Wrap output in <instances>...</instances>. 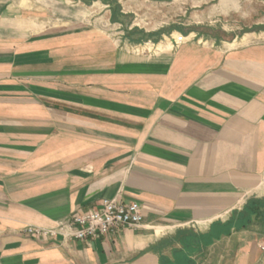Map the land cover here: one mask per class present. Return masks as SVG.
<instances>
[{
	"label": "crops",
	"instance_id": "1",
	"mask_svg": "<svg viewBox=\"0 0 264 264\" xmlns=\"http://www.w3.org/2000/svg\"><path fill=\"white\" fill-rule=\"evenodd\" d=\"M35 4L0 0V264H264V41L132 48ZM106 198L142 225L23 233Z\"/></svg>",
	"mask_w": 264,
	"mask_h": 264
},
{
	"label": "rangeland",
	"instance_id": "2",
	"mask_svg": "<svg viewBox=\"0 0 264 264\" xmlns=\"http://www.w3.org/2000/svg\"><path fill=\"white\" fill-rule=\"evenodd\" d=\"M33 12L44 28H93L132 48L191 35L264 41V0H36Z\"/></svg>",
	"mask_w": 264,
	"mask_h": 264
},
{
	"label": "built area",
	"instance_id": "3",
	"mask_svg": "<svg viewBox=\"0 0 264 264\" xmlns=\"http://www.w3.org/2000/svg\"><path fill=\"white\" fill-rule=\"evenodd\" d=\"M182 40L183 37H180L177 42ZM143 218V207L139 203H125L116 198H106L97 209L74 213L54 227L27 225L23 228V233L37 239L54 238L58 235L88 239L115 233L123 227H140Z\"/></svg>",
	"mask_w": 264,
	"mask_h": 264
}]
</instances>
